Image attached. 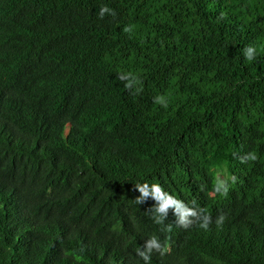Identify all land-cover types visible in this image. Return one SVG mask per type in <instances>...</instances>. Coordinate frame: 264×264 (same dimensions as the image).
Masks as SVG:
<instances>
[{"label":"trees","instance_id":"trees-1","mask_svg":"<svg viewBox=\"0 0 264 264\" xmlns=\"http://www.w3.org/2000/svg\"><path fill=\"white\" fill-rule=\"evenodd\" d=\"M144 183L209 228L155 223ZM152 236L149 264H264V0H0V264H145Z\"/></svg>","mask_w":264,"mask_h":264},{"label":"clouds","instance_id":"clouds-1","mask_svg":"<svg viewBox=\"0 0 264 264\" xmlns=\"http://www.w3.org/2000/svg\"><path fill=\"white\" fill-rule=\"evenodd\" d=\"M105 13H110L111 15H115V11L110 10L107 6L101 9L100 17L103 18ZM256 54H257V49L253 46H249L244 49V56L248 61H252L255 58ZM119 78L123 80L124 76L122 75ZM126 87L130 88L131 83H128ZM154 102L165 104L164 98L160 96L155 97ZM165 106L167 105L165 104ZM255 159H256V155L254 153H249L244 157H241V162H246L248 160H255ZM135 190H138L140 193V195L135 199L137 204H144L150 195H152L157 201V205L147 210L149 213L153 214L152 218L157 224L160 225L165 224V220L167 219V215H168L167 210L170 206H174L176 209L177 219L175 223L178 226L188 228L193 223L198 221L199 227L207 230L209 228V225L212 223V217L209 214H206L205 210L198 209L194 206L189 207L182 200H178L170 194L166 195L160 184H152V185H149L148 183L136 184ZM213 190L215 193H219L221 196L226 197L229 192V185L227 181L222 180L219 178V176H217L213 184ZM225 220H226V215L221 214L216 218L215 223L217 226H222ZM162 230L171 232L172 231L171 224L165 225V227ZM153 251H156L161 256H163L164 254L170 251V248L167 246V244H162L156 236H152L150 239L145 241L142 250L137 249V255L145 261V264H149L151 260V254Z\"/></svg>","mask_w":264,"mask_h":264},{"label":"rangeland","instance_id":"rangeland-1","mask_svg":"<svg viewBox=\"0 0 264 264\" xmlns=\"http://www.w3.org/2000/svg\"><path fill=\"white\" fill-rule=\"evenodd\" d=\"M218 176H219L220 179L225 180L227 178L228 174L225 171H221L218 174Z\"/></svg>","mask_w":264,"mask_h":264}]
</instances>
